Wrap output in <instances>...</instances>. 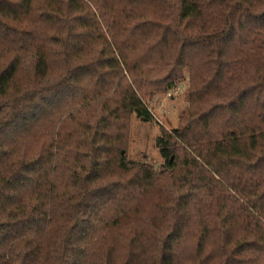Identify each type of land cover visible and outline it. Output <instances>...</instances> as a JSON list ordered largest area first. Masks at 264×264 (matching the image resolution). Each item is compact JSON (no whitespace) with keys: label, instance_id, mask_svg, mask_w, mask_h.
<instances>
[{"label":"trees","instance_id":"obj_1","mask_svg":"<svg viewBox=\"0 0 264 264\" xmlns=\"http://www.w3.org/2000/svg\"><path fill=\"white\" fill-rule=\"evenodd\" d=\"M0 264H264V0H0Z\"/></svg>","mask_w":264,"mask_h":264},{"label":"rangeland","instance_id":"obj_2","mask_svg":"<svg viewBox=\"0 0 264 264\" xmlns=\"http://www.w3.org/2000/svg\"><path fill=\"white\" fill-rule=\"evenodd\" d=\"M187 79L177 89L159 96L157 102L148 103L152 115L151 122H143L135 115L128 120L129 140L126 155L129 160H146L159 168L162 164L156 139L161 130L173 131L180 125V117L189 107L187 102Z\"/></svg>","mask_w":264,"mask_h":264}]
</instances>
